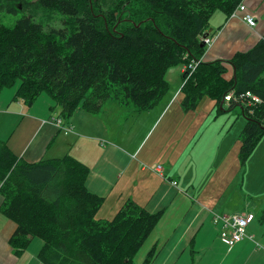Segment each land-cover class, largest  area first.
Instances as JSON below:
<instances>
[{"label":"trees","instance_id":"16d2710c","mask_svg":"<svg viewBox=\"0 0 264 264\" xmlns=\"http://www.w3.org/2000/svg\"><path fill=\"white\" fill-rule=\"evenodd\" d=\"M242 1L0 0V15L32 8L60 13L64 24L46 27L26 14L12 26L0 20V95L17 85L13 101L30 107L47 94L51 110H60L65 121L75 111L102 112L109 102L148 111L167 93L171 68L206 54L201 37L213 36V15L230 18ZM183 78L186 110L197 109L205 97L223 111L224 100L229 108H243L239 158L245 164L264 137V35L229 60H202ZM249 94L261 101L249 105ZM89 174L70 154L28 162L0 139V210L15 224L9 239L15 254L41 237L39 264H136L163 211L127 200L113 218H97L105 199L87 188ZM258 218L264 224V209ZM156 254L154 246L142 264Z\"/></svg>","mask_w":264,"mask_h":264},{"label":"crops","instance_id":"0c3cea01","mask_svg":"<svg viewBox=\"0 0 264 264\" xmlns=\"http://www.w3.org/2000/svg\"><path fill=\"white\" fill-rule=\"evenodd\" d=\"M245 3L249 12L257 19L256 28H251L241 18H227L223 13H215L211 19L209 33L212 32L216 40L205 52L204 61L229 60L237 52L255 46L263 37L264 0H245ZM172 69L173 75H179L181 78L184 65ZM228 73L229 76L233 74L231 65L228 66ZM3 92L0 95V139L6 141L18 157L28 162L70 154L86 164L90 168L87 188L105 199L97 218H113L131 198L151 212L163 211L158 225L142 245L139 255H136L139 256V263L136 264H142L154 246H157V254L151 264H264V224L258 220L259 212L264 207L256 210L250 201L242 206L232 204L239 194H242L239 182L245 181L244 177L239 176L236 168L230 169L228 166L229 162L238 163L237 146L232 150L225 146L229 142L227 136L224 141L212 136L207 137L203 144L212 145L213 148L205 150L210 153L215 152L213 150L220 152V155L215 152V169L208 174L193 171L188 177L181 173L184 166L196 164L199 169L205 161L203 154L192 153L188 149L194 146L192 144L197 145V134L201 131L208 132L198 128L197 112H200V108H206L208 113L212 111L217 106L214 100V103L205 107L200 103L197 109L187 112L195 113V130L190 121L185 128H173L170 133L164 129L160 132L165 136L154 138L157 131L153 128L159 117L156 113L167 103H159L148 111H142L144 115L138 117L140 128L135 130L129 125L119 135L115 129H103L101 119L97 118L99 113H92L93 123L89 130L85 131L77 122L76 112L70 121H65L59 115L60 110L53 112L51 100L42 99V95L40 102L37 100L29 107L23 101L6 100L8 94L3 95ZM111 106L106 111L108 114L116 113L118 120L125 116V109ZM222 106H226V111L234 108H229V101H225ZM56 118H61L63 124L71 126L73 131L65 133L56 124ZM126 118L128 119V115ZM208 119L210 120L206 116L205 120ZM229 121L230 117L222 120L223 132ZM149 133L151 135L144 148L154 139L155 149L169 142L170 152L142 154L144 148L138 151L140 142L145 140ZM118 135L120 139L116 137ZM135 136L139 137L137 142H134ZM261 143L264 144V137L259 144ZM257 155L264 161V146L257 147L252 156ZM161 159L169 166H164L160 162ZM144 162L161 163L164 166L163 171H145L142 167ZM181 176V184L173 185L172 181L179 180ZM229 191L230 197L224 199ZM2 201L0 196V206ZM226 212L255 215L247 227L249 236L232 247L222 241L221 225L214 221V213ZM14 230L15 224L9 220L0 233V264H29L32 256L28 251L29 247L23 254L17 255L9 244ZM38 245H41V242L36 243L35 247ZM24 256L26 258L23 261Z\"/></svg>","mask_w":264,"mask_h":264},{"label":"rangeland","instance_id":"374dc122","mask_svg":"<svg viewBox=\"0 0 264 264\" xmlns=\"http://www.w3.org/2000/svg\"><path fill=\"white\" fill-rule=\"evenodd\" d=\"M216 13H223V12L217 11ZM25 14L26 15H33V17L35 18L36 21L41 22L46 27H57V28L58 27L59 28L64 27V24L61 21L62 15L60 13L53 15V14L46 13L43 10H36V9L32 10V8L24 9V10L21 9L18 14L2 13L0 15V20L3 23L12 26L15 24V22L21 16H23ZM182 65H179L176 67H181ZM184 68H185V65H184ZM173 71L174 70L172 69L170 71V73L168 72L169 74H167V79L169 80L170 87L167 90V93L165 94V96L159 102V103H167V104L162 106L160 108V110L156 113V116L159 114V117L156 120L155 127L153 128V130L155 129L157 131L154 138H156V136H165V134L160 132L164 129H167L168 132L170 133V132H173V128L174 129L175 128H185L188 126L190 121L192 123L193 130H195V127L193 126L195 113L187 114V112H189V111L183 107V103H182L183 94L180 92H181V88L183 86V81H182L184 79L183 75L180 78L179 75H173ZM16 90H17V85L14 87L5 88L3 95H6L5 93L8 94L6 100L11 99V101H13ZM40 99H41V96L37 99L38 102H40ZM42 99H50L52 104L54 105V101L47 94H43ZM212 103H214V102L209 97H205L201 101V104H203L202 107H205L206 105L212 104ZM114 104H117V105H114ZM111 105L115 106V107L117 106L120 110L125 109L126 110L125 116L118 120V116L116 113L114 115L108 114L106 111L110 109ZM129 106L134 107L133 105L118 104L117 102L116 103L115 102L107 103V107L105 106L106 108L105 107L103 108V110H102L103 112H99V115L97 116V118L101 119V121H102L103 129H106L107 131L115 129L116 131H118L119 135L129 125L133 126L135 130H138L140 128V123H141V122H139L138 117H140L141 115H144V114L142 112L132 111V110L128 109ZM164 107H170V108L165 109ZM225 108H226V106H225ZM199 111L200 112H197V117H198L197 126H198V128H202L208 132H202L201 131L199 134H197L196 136H197V142L198 143H197V145L192 144V146L194 145L196 147L193 146L192 148H189L188 150H189V152H192V153L203 154L205 156V161H204L203 165L200 166L199 169L197 168L196 164H194V165L191 164L188 167L184 166L183 171L181 172L184 174L183 176L188 177L189 174H191L193 171H200L203 174H208L210 171L214 170L216 167L215 152L219 153V155H220V152L216 151V150H213V151H215L213 153L208 152L205 149L210 148V147L213 148V146L212 145H204L203 141L207 137H211V136L216 137L218 139H223V141H224L226 136H227L229 138V142L225 146L230 147L231 150L233 148H235V146H237V149H238V151H237L238 163L236 164V162H229L228 166L230 167V169L236 168L237 172H239V176L244 177V180H245L244 182H241V181L239 182V186L242 187L241 188L242 194H239V196L235 200L233 199L234 200L232 203L233 206H239V205L242 206V204L250 201L252 204V207H255L256 210L258 208H260L261 206L264 207V166H263L264 161L260 160L259 158H261V157H259L258 155L252 156L254 152L251 154V156L248 158V160L246 161L245 164H241V161L239 158L240 147L242 144L241 135L245 129V124H246V119L243 116V112H242L241 107L235 105V107L233 109L223 111L222 108H220L219 106H216V108H214L209 113L206 111V108H200ZM75 112L77 115V118H76L77 122L79 123V126H81L80 128L85 129V131H88L89 128L91 127V124L93 123V119H92L93 114L86 112V111H82V110H80L79 112H77V111H75ZM127 115H128V119L126 118ZM85 116L88 118H85ZM206 116H207V118L209 117L210 120L209 119L205 120ZM216 116L219 118H217V119L214 118ZM228 117H230V121L227 123V127L224 129V132H223V130L221 129L222 120H224ZM141 121H142V117H141ZM226 129H228V130L226 131ZM171 134H170V137L172 136ZM86 135H87V133H86ZM119 135L116 136L118 139H120ZM150 135H151V133L148 134V136L145 140H142L140 142V144H139L140 147H139L138 151H140L142 148H144V145L147 142V139L150 137ZM167 137H169V136H167ZM138 140H139V137L135 136L134 142H137ZM153 141H154V139L151 140L147 144V146L142 151V154H145L148 152L151 154H166V153L170 152L171 144L169 142L165 143L159 149H155L154 145H153ZM263 146H264V144L261 143L257 147H263ZM229 153H230V151H229ZM160 162H162L164 164V166H166V165L169 166V164L166 163V161L164 159H161ZM154 164H157V162L156 163H145L144 162V163H142V167L145 171H149V172L154 173L155 171L152 170V166ZM163 164H162V166H163ZM179 175H180V173L177 175V177ZM182 180H183V177L181 176L180 179L177 181L179 182V184H181ZM231 189H232V187H231ZM230 194H231V191H229L224 196V199L230 197ZM128 200H134V199L131 198ZM230 200L232 201V199H230ZM136 203H138V202H136ZM110 204H111V201H110ZM105 209H107V208H105ZM258 220H259V218H258ZM7 221H9V219L2 212H0V233L4 229V226H5ZM39 242H41V245H38V247L37 246L35 247V244L39 243ZM43 244H44V242L41 239V237L40 238L36 237L34 239V242H31V244L28 248L30 255H32L29 264H39L38 253H39L40 249L42 248L41 246H43ZM137 255H139V253ZM25 258H26V256H24L22 258V260L24 261ZM135 262L139 263V256L135 257Z\"/></svg>","mask_w":264,"mask_h":264},{"label":"built area","instance_id":"2783aa9c","mask_svg":"<svg viewBox=\"0 0 264 264\" xmlns=\"http://www.w3.org/2000/svg\"><path fill=\"white\" fill-rule=\"evenodd\" d=\"M230 18H241L251 28H256L258 25L256 17L249 12L245 0L237 6L233 13H231ZM201 40L210 46L216 39L214 36L209 37L207 35H203ZM201 61L202 59L192 61L191 63L185 65V72L189 71V73L192 74ZM231 95L232 94H230L227 99H230ZM248 97L250 98L248 101L249 105L261 101V99L255 95L249 94ZM59 122H61V120H59ZM62 128L66 133L72 130L70 126L63 125ZM152 170L161 173L163 171V166L157 162V164L152 166ZM172 184L179 185V182L173 180ZM254 218L255 216L253 213H214V221L221 225L220 237L222 241L230 247L249 236L247 234V227L254 220Z\"/></svg>","mask_w":264,"mask_h":264},{"label":"bare ground","instance_id":"6f19581e","mask_svg":"<svg viewBox=\"0 0 264 264\" xmlns=\"http://www.w3.org/2000/svg\"><path fill=\"white\" fill-rule=\"evenodd\" d=\"M231 15V14H230Z\"/></svg>","mask_w":264,"mask_h":264},{"label":"water","instance_id":"95a60500","mask_svg":"<svg viewBox=\"0 0 264 264\" xmlns=\"http://www.w3.org/2000/svg\"><path fill=\"white\" fill-rule=\"evenodd\" d=\"M224 102V101H223Z\"/></svg>","mask_w":264,"mask_h":264}]
</instances>
